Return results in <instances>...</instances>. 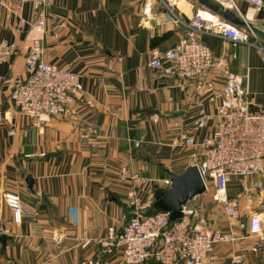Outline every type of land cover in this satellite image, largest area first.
<instances>
[{
	"label": "crops",
	"instance_id": "obj_1",
	"mask_svg": "<svg viewBox=\"0 0 264 264\" xmlns=\"http://www.w3.org/2000/svg\"><path fill=\"white\" fill-rule=\"evenodd\" d=\"M239 4V16L264 41V10L246 0ZM206 8L199 0H48L41 56L77 71L83 89L67 113L32 117L20 111L11 91L27 76L34 31L0 4V36L14 45L9 60L0 62V107L7 114L0 123V264H124L120 240L131 183L121 180V167L138 172L139 194L154 191L156 201L170 172L183 173L193 165L192 154L203 153L201 145L180 144L178 133L204 111L208 125L197 130L198 144L210 134L228 69L243 77L251 108H262L264 63L252 43L234 46L221 34H200L222 64L206 89L191 96L192 83L150 67L154 51L176 44L188 21ZM19 11L29 21L35 16L31 3ZM245 19L235 23L245 25ZM61 20L66 27L57 33ZM5 192L18 193L30 211L22 222H15ZM228 192L240 201L239 218L226 216L211 195L213 207L205 214L236 239L219 243L208 264H264V235L250 232L253 213L263 218L264 230V174L234 177ZM110 227L117 246L104 254L101 240L109 239Z\"/></svg>",
	"mask_w": 264,
	"mask_h": 264
},
{
	"label": "built area",
	"instance_id": "obj_2",
	"mask_svg": "<svg viewBox=\"0 0 264 264\" xmlns=\"http://www.w3.org/2000/svg\"><path fill=\"white\" fill-rule=\"evenodd\" d=\"M222 7L243 15L240 0H215ZM256 10H264V0H246ZM24 3H31L35 16L30 21L20 13ZM2 6L12 8L18 16L20 26L30 25L34 31L32 49L26 58L27 76L19 81L11 91V97L20 111L29 116L43 113H67L71 104L83 89L80 74L56 62L47 61L41 56L42 40L47 31L48 0H0ZM245 19V18H244ZM176 20H181L176 15ZM66 20L60 21V33L65 29ZM202 33H216L229 37L237 46L252 43L260 51L264 63V41L245 19V25L221 13L206 8L198 10L188 21L185 34L171 48L154 51L149 65L164 76H175L183 84L192 83L194 92L203 91L209 84L214 67L221 65L209 44L200 38ZM14 51V45L0 36V62H6ZM234 52L231 58L236 57ZM3 76L0 74V89ZM221 99L213 114L214 125L210 134L201 144L196 140L198 129L208 125V115L200 111L194 123L181 128L177 141L187 147L201 145L203 153L192 154L193 165H197L205 183L204 194L224 207L225 214L236 219L241 215L240 201L230 198L228 185L234 177L257 176L264 174V105L260 110L251 108L249 88L243 77L231 69L225 72ZM7 114L0 107V123ZM96 132V129H92ZM88 135L85 134L84 138ZM140 142H136L139 146ZM122 181H129L127 202L130 214L125 215L126 224L120 245L123 247L124 264H208L216 246L221 242L235 240L232 233L221 227L210 225L203 205L186 202L182 205V217L171 223L170 212L160 210L146 214L155 202V192L143 198L135 182L142 179L138 172L124 165L120 169ZM165 189L172 186V179L163 181ZM4 199L12 209L14 220L23 221L30 211L24 207L16 192H5ZM263 218L258 213L250 215V232L253 236H263ZM109 239L101 240L102 253L111 254L117 244L114 242L115 228H109ZM241 261L239 257L234 259ZM83 264H86L85 262Z\"/></svg>",
	"mask_w": 264,
	"mask_h": 264
},
{
	"label": "water",
	"instance_id": "obj_3",
	"mask_svg": "<svg viewBox=\"0 0 264 264\" xmlns=\"http://www.w3.org/2000/svg\"><path fill=\"white\" fill-rule=\"evenodd\" d=\"M205 6L219 11L223 16L239 22L244 21L233 10L219 6L213 0H199ZM183 110H178L176 114L182 113ZM172 186L166 191L159 193L156 197L155 206L161 210L170 212V220L175 221L182 217V205L193 199L194 197L203 194L205 191V183L199 172L197 165H189L183 173L177 174L170 172ZM5 236L1 237L4 241Z\"/></svg>",
	"mask_w": 264,
	"mask_h": 264
},
{
	"label": "rangeland",
	"instance_id": "obj_4",
	"mask_svg": "<svg viewBox=\"0 0 264 264\" xmlns=\"http://www.w3.org/2000/svg\"><path fill=\"white\" fill-rule=\"evenodd\" d=\"M196 197H197L196 201L195 202H191V203L197 204V205H203L204 208H207V209L211 208L210 210H212L213 205H212V202L210 200V193H206L205 195L203 193V194H200V195H198ZM223 209H224V207H223ZM211 213L213 214V211ZM224 213H225V211H224Z\"/></svg>",
	"mask_w": 264,
	"mask_h": 264
},
{
	"label": "trees",
	"instance_id": "obj_5",
	"mask_svg": "<svg viewBox=\"0 0 264 264\" xmlns=\"http://www.w3.org/2000/svg\"><path fill=\"white\" fill-rule=\"evenodd\" d=\"M213 1H215V0H213ZM215 2H216L219 6L222 7V5H221L219 2H217V1H215ZM215 11H216V10H215ZM160 210H161L160 208L156 207L155 204H153L152 207L150 208V210L146 212V214L155 213V212H158V211H160ZM173 222H174V221H171V223H173Z\"/></svg>",
	"mask_w": 264,
	"mask_h": 264
}]
</instances>
